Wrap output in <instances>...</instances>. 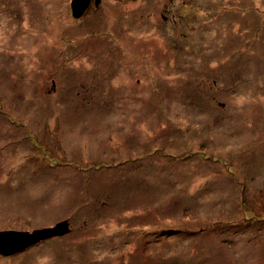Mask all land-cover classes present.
<instances>
[{
	"label": "rangeland",
	"instance_id": "1",
	"mask_svg": "<svg viewBox=\"0 0 264 264\" xmlns=\"http://www.w3.org/2000/svg\"><path fill=\"white\" fill-rule=\"evenodd\" d=\"M0 0V264H264V0Z\"/></svg>",
	"mask_w": 264,
	"mask_h": 264
},
{
	"label": "water",
	"instance_id": "2",
	"mask_svg": "<svg viewBox=\"0 0 264 264\" xmlns=\"http://www.w3.org/2000/svg\"><path fill=\"white\" fill-rule=\"evenodd\" d=\"M89 4L90 0H72L71 8L73 17L77 19L81 18L85 14ZM98 4L99 0L97 1ZM69 233L70 226L68 222L59 223L54 228L35 231L32 234L4 231L0 233V254L3 256L14 255L42 240Z\"/></svg>",
	"mask_w": 264,
	"mask_h": 264
},
{
	"label": "flooded vegetation",
	"instance_id": "3",
	"mask_svg": "<svg viewBox=\"0 0 264 264\" xmlns=\"http://www.w3.org/2000/svg\"><path fill=\"white\" fill-rule=\"evenodd\" d=\"M97 1H98V0H90V4H89V6H88L86 12L91 8L92 5H94L95 7L100 6V4H101L102 1L99 0V4H98V5H97ZM86 12H85V14H86ZM85 14H84V15H85Z\"/></svg>",
	"mask_w": 264,
	"mask_h": 264
}]
</instances>
